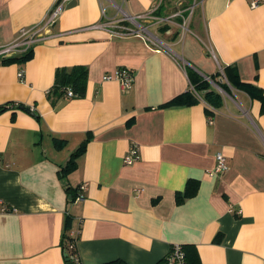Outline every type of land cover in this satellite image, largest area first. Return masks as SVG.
<instances>
[{"label":"crops","instance_id":"obj_1","mask_svg":"<svg viewBox=\"0 0 264 264\" xmlns=\"http://www.w3.org/2000/svg\"><path fill=\"white\" fill-rule=\"evenodd\" d=\"M122 1L69 0L30 60H0V106L29 111L0 114V264H65L67 219L79 264H157L174 245L193 247L197 264H264V115L258 101L218 85L234 67L264 93V0ZM54 2L0 0V48L41 25ZM149 13L168 19L139 21L163 50L123 30L134 28L127 17ZM74 66L87 68L85 96L51 106L56 69ZM118 69L133 73L126 91L103 80ZM189 70L220 108L194 91L197 103L165 107L193 90ZM132 145L138 159L127 166ZM217 153L229 169L210 176ZM83 183L84 199L68 202L65 187ZM187 187L193 194L176 203Z\"/></svg>","mask_w":264,"mask_h":264},{"label":"trees","instance_id":"obj_2","mask_svg":"<svg viewBox=\"0 0 264 264\" xmlns=\"http://www.w3.org/2000/svg\"><path fill=\"white\" fill-rule=\"evenodd\" d=\"M166 29L164 28V31ZM33 54L32 49L24 52L23 54L8 57V58H0L1 63L3 65L10 64H22L31 59ZM223 75L227 83L218 84L220 88H222L227 94H229V87H232L236 90H239L246 94L250 100H256L260 104V114L264 115V93L261 89L252 85L250 83H244L240 80L237 70L234 67H225L223 69ZM87 76L88 71L84 66H74L71 68H57L54 74V81L52 87L46 93L47 100L51 104V106H56L57 102L60 100H70V99H82L85 96L86 92V84H87ZM188 77L192 84L191 92L184 93L171 102H169L166 106L171 105H191L195 104L199 101V98L195 96L193 91L203 97V100L208 104L209 107L212 108H220L222 106V99L219 94L213 91H208V82L204 79L196 76V74L192 71H188ZM211 81H214V77H210ZM71 92L72 96L67 97V93ZM205 92V93H204ZM202 99V98H201ZM26 107L20 103H7L5 105L0 106V114L4 113L8 110H21L26 111ZM208 111V110H207ZM208 117H211V113L209 112ZM88 140L84 141L79 148L73 152L64 167L60 170L61 177L67 176L71 171L76 168V160L84 153L85 146ZM77 190L71 189L70 187H65V192L67 194L68 202H73L77 196ZM193 193H189V188L187 187V191L185 193H177L175 195L176 203H181L185 198L191 196ZM70 221L67 219L64 233L62 236V249L65 259V264H76L70 258L73 255H76L75 248L70 246H74L75 240L70 237ZM183 249L186 254V258L189 264H197L198 257L196 251L191 246H183ZM105 264H126L123 261L117 260L108 262Z\"/></svg>","mask_w":264,"mask_h":264},{"label":"built area","instance_id":"obj_3","mask_svg":"<svg viewBox=\"0 0 264 264\" xmlns=\"http://www.w3.org/2000/svg\"><path fill=\"white\" fill-rule=\"evenodd\" d=\"M69 0H55L52 7L47 11L43 23L39 26H34L30 28H22L19 30L16 39L0 48V58H8L16 55L23 54L24 52L31 49V47L36 43L42 40L45 36V31L52 26L58 17L61 15L64 7V3ZM199 1V0H198ZM253 7L257 6V3H252ZM194 7L191 8V10ZM171 17H174L171 16ZM128 21L134 25V28H123L127 35H134L139 37L140 39L146 41L153 47L156 51L163 50V48H167L161 41L157 40L155 36L148 30V27L140 24L139 21H144L147 23H153L155 25L163 24L167 22L168 19L155 18L150 13L142 14L135 17H127ZM185 25V24H184ZM183 25V26H184ZM100 27H109V23L107 26ZM183 30H187V28H183ZM19 77H22V74L19 73ZM104 81L117 80L121 86L123 91H126L130 88L133 83V73L127 69H118L114 73H108L103 76ZM72 93L68 91L67 97H71ZM208 122L211 123L212 119L209 118ZM138 159V147L136 145H132L126 155L123 157V163L127 166L134 164ZM229 169L227 164V159L222 153H217L215 156V166L212 170L208 172L210 176L222 175L225 174ZM87 184L83 183L78 186L77 196L74 202H80L84 199V193L86 191ZM8 209L3 206L0 202V212L7 213ZM70 237H73V233L71 232ZM74 246H70L72 248ZM76 264L78 263L77 255H73L70 258ZM157 264H189L186 258L185 251L183 246L174 245L171 247L169 252L161 259V261Z\"/></svg>","mask_w":264,"mask_h":264},{"label":"rangeland","instance_id":"obj_4","mask_svg":"<svg viewBox=\"0 0 264 264\" xmlns=\"http://www.w3.org/2000/svg\"><path fill=\"white\" fill-rule=\"evenodd\" d=\"M116 5H118L119 7H121V9H124V3H123V1L122 0H112ZM119 16H122L121 15V13L119 12V14H118ZM191 16V15H190ZM189 19H190V17L185 21L186 22V24H188V21H189ZM145 25H147V24H145ZM182 28H187V25H182ZM150 32H153L154 30H153V28H151V27H149V29H148ZM183 30V29H182ZM184 31H186V30H184ZM153 34V33H152ZM153 36H155V35H153ZM155 38L157 39V40H159L156 36H155ZM159 42H160V40H159Z\"/></svg>","mask_w":264,"mask_h":264},{"label":"water","instance_id":"obj_5","mask_svg":"<svg viewBox=\"0 0 264 264\" xmlns=\"http://www.w3.org/2000/svg\"><path fill=\"white\" fill-rule=\"evenodd\" d=\"M26 111H28L27 109H26ZM29 112V111H28Z\"/></svg>","mask_w":264,"mask_h":264}]
</instances>
